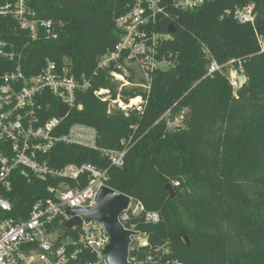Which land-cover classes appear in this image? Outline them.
<instances>
[{"label": "trees", "instance_id": "16d2710c", "mask_svg": "<svg viewBox=\"0 0 264 264\" xmlns=\"http://www.w3.org/2000/svg\"><path fill=\"white\" fill-rule=\"evenodd\" d=\"M15 1L0 0V5ZM25 1L37 18L53 21L57 36L31 39L10 16H0L2 37L26 44L24 71L37 72L46 59L59 64L68 60L76 77L90 78V87L76 92L75 106L56 133L81 123L95 129L99 148H126L122 166L77 144L58 143L43 158L55 169L69 163L106 169L107 186L158 213L155 223H145L142 215L132 219L148 243L130 256L139 261L147 254H163L183 264H264V51L259 42L264 0H210L189 10H175L172 0H161L171 18L163 19L158 30L168 33L173 24L175 32L161 41L158 58L170 64L153 72L142 111L130 109L127 115L120 109L108 111L107 102L94 94L110 88L115 97L111 68L92 76L100 58L120 39L115 20L125 1ZM247 5H253V23L234 16ZM211 60L219 65L234 60L244 83L234 91L225 68L206 75ZM139 94L138 86L121 92L125 101ZM57 104L53 97L43 104V121L57 115ZM168 110L171 120L181 116L180 125L167 126L162 116ZM62 182L82 187L87 175L27 179L14 173L12 191L6 194L10 215L27 217L34 201L50 196L48 188ZM61 232L76 236L63 227Z\"/></svg>", "mask_w": 264, "mask_h": 264}, {"label": "built area", "instance_id": "2783aa9c", "mask_svg": "<svg viewBox=\"0 0 264 264\" xmlns=\"http://www.w3.org/2000/svg\"><path fill=\"white\" fill-rule=\"evenodd\" d=\"M124 1L125 10L115 20L121 32L120 39L113 50L100 58L92 76H96L100 69L111 68V81L117 82L119 89L130 86L141 88L143 95L129 97L127 101L122 98L121 90L116 89L115 97H112L110 88L94 91L97 98L107 102L108 111L120 109L127 115L130 109L142 111L150 91L153 72L165 69L170 64L158 58L161 41L170 36L169 32H160L158 26L163 19H170L171 15L161 0ZM206 1L210 0H172L171 8L189 10ZM0 16H10L31 39L57 36L53 21L37 18L25 0L0 5ZM234 16L241 22L253 23V5L235 10ZM260 47V51H264L261 42ZM25 48L26 44L18 46L12 39L3 38L0 33V185L3 187L0 193V264H109L103 252L109 237L99 222L81 217L78 225L69 228L76 233L75 237L61 232L65 222L72 217L67 214L66 207L89 208L95 205L97 190L107 186V170L89 163L80 166L69 163L55 169L48 165L43 156L58 143L77 144L99 150L112 165L122 166L126 148H99L96 145L95 129L81 123H74L65 133L57 134L60 122L75 106L76 92L88 89L90 78L84 75L76 77L68 60L59 64L46 59L40 70L28 74L23 69ZM233 62L229 60L219 65L211 60L206 75L232 67L229 75L225 74L235 91L244 83L245 77L241 69L232 66ZM136 72L140 77L136 76L135 80ZM50 97L58 100L57 115L43 121L42 107ZM59 106L66 108L64 115L58 114ZM169 115L168 110L162 116L168 127L181 124V116L171 120ZM14 173L27 179H46L50 176L70 180H77L85 173L87 183L73 188L64 182L50 186L48 192L51 195L35 200L27 217L17 219L10 215L12 205L6 197L12 191ZM128 198L127 207L118 216L123 229L132 232L127 262L183 264L163 254H147L139 261L130 256V251H136L148 243L147 234L137 230L132 219L142 215L145 223H155L159 221V215L145 211L140 201L131 196ZM89 255L94 258L90 259Z\"/></svg>", "mask_w": 264, "mask_h": 264}, {"label": "water", "instance_id": "95a60500", "mask_svg": "<svg viewBox=\"0 0 264 264\" xmlns=\"http://www.w3.org/2000/svg\"><path fill=\"white\" fill-rule=\"evenodd\" d=\"M123 1V0H122ZM168 32L174 33L175 26L169 24ZM66 108L59 106L58 114L64 115ZM171 197L174 196V191L169 184H166ZM95 205L89 208L66 207V212L72 217L67 220L64 227L69 229L80 223L81 217L86 220H95L99 222L107 236L108 243L104 247L103 252L107 256L109 264H129L127 262L129 237L131 231L123 229L118 221L119 214L127 207L129 198L127 195L109 187L101 186L96 193ZM188 241V237H185Z\"/></svg>", "mask_w": 264, "mask_h": 264}, {"label": "rangeland", "instance_id": "374dc122", "mask_svg": "<svg viewBox=\"0 0 264 264\" xmlns=\"http://www.w3.org/2000/svg\"><path fill=\"white\" fill-rule=\"evenodd\" d=\"M260 42L262 43V44H264V37H260ZM230 69H233L232 67H229V68H227L226 69V71H225V73L227 74V75H229V73H230ZM136 76H137V78H139L140 77V74L139 73H135V80H136ZM238 78H240V75L238 74ZM114 83V85H115V89H117L118 91L119 90H121L120 91V93L122 92V90L125 88V87H122V89L120 88L119 89V84L117 83V82H113ZM130 88H132V86H130V87H127V89H130ZM117 90H116V92H117Z\"/></svg>", "mask_w": 264, "mask_h": 264}]
</instances>
